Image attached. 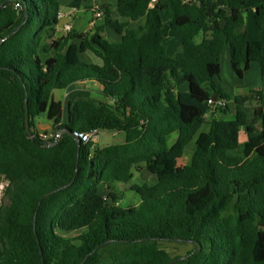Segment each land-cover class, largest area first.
Returning a JSON list of instances; mask_svg holds the SVG:
<instances>
[{
	"label": "trees",
	"instance_id": "16d2710c",
	"mask_svg": "<svg viewBox=\"0 0 264 264\" xmlns=\"http://www.w3.org/2000/svg\"><path fill=\"white\" fill-rule=\"evenodd\" d=\"M3 3L0 180L8 187L0 264H264L263 92L232 99L219 84L229 48L235 76L242 79L256 61L264 88L263 46L249 41L245 19L255 11L262 27L264 0H118L120 19L137 15L144 27L125 30L105 5L94 30L60 37L57 0ZM109 29L121 42L103 38ZM174 38L182 42L180 58L167 54ZM87 54L101 63H88ZM84 82L97 83L102 100L77 97L63 121L54 92ZM214 96L226 105L210 106ZM255 98L260 105L247 113ZM232 100L235 119L224 120ZM42 115L54 127L48 142L36 130ZM63 129L116 131L125 142L97 150L82 142L78 159L71 136L56 139ZM193 142L190 163L170 172ZM144 168L157 183L132 186L140 202L122 207L116 186L130 185Z\"/></svg>",
	"mask_w": 264,
	"mask_h": 264
},
{
	"label": "rangeland",
	"instance_id": "374dc122",
	"mask_svg": "<svg viewBox=\"0 0 264 264\" xmlns=\"http://www.w3.org/2000/svg\"><path fill=\"white\" fill-rule=\"evenodd\" d=\"M73 1L74 0H60L62 11L65 12L68 8H70L69 6ZM96 1H97V4H101L103 2L104 3L112 2L114 0H96ZM91 2H93V0ZM86 6H88V3L83 5L82 8H80L75 20L73 21L74 23L73 25H75L78 28V30L87 33V31L89 32V21L92 20L93 14L91 10L86 9ZM245 19H247V17ZM250 23L251 25L254 24L256 30L259 32V28L256 26L253 16L251 18ZM107 37L109 39V42H112L117 37L116 32H114L113 30L108 31ZM177 46L181 47V40L178 38H174L168 42L167 54L170 57H175V58L179 57L180 53H178ZM263 53H264V47H263ZM252 65L253 67L250 68L249 72L245 75L244 79L240 80L239 78H237L231 69V54H230V49L228 48L226 54H223V56L221 57V65L219 67V73L221 74L222 81H224L225 86L226 87L229 86L231 88L229 89V91L230 90L234 91L235 87H237L236 90L241 95H248L251 91H262L263 92L262 99L264 102V88L262 84L260 67L256 61H253ZM233 91H230V92H233ZM56 94L57 96L59 95L63 96L64 94H66V92L61 91V92H57ZM233 103L234 102L232 100L231 102V106H232L231 108L233 111L232 114H234V104ZM259 104L260 103L258 102V98H255L254 100H252L250 103L246 105L247 112L250 113L251 110L259 106ZM220 117L223 118L224 116L220 115ZM232 119H233V116H232ZM40 121H42V123H47V119L44 117H41ZM203 130L204 131L207 130V126H205ZM241 134L243 135L245 134V129H242ZM176 138L177 137L174 136L171 140V143H173L176 140ZM195 141L196 139L194 140V142ZM122 142L123 143L125 142V135L123 133H119L116 131H113V132L101 131L98 136V140L94 142L95 150L102 149L104 147L111 146V145L123 144ZM194 142L193 144L190 145V147H188V149L186 150V155L183 158L178 159L176 161H172L168 164V168L170 172H179L186 165L190 163L192 155H193V150H194L193 149ZM156 183H157V178L154 175H152L147 169L144 168L139 172H135L134 180L132 181L130 185L116 186V190L121 195L120 205L124 208H128L131 206H137L139 204L140 197L138 196V194H136L130 189L132 186H135V185L142 186L145 184L149 186H153ZM3 184H5V182L0 181V186ZM3 205H5V201L2 195L0 196V207H2ZM75 235L77 234H72V236H75ZM167 248L170 249L171 251H175L172 245H167Z\"/></svg>",
	"mask_w": 264,
	"mask_h": 264
},
{
	"label": "crops",
	"instance_id": "0c3cea01",
	"mask_svg": "<svg viewBox=\"0 0 264 264\" xmlns=\"http://www.w3.org/2000/svg\"><path fill=\"white\" fill-rule=\"evenodd\" d=\"M57 1L60 4V0H57ZM91 1L92 0H90L89 2H87L88 3V6H86V7H90L91 8V6L93 4H97V1L96 0H93L94 3L91 2ZM117 4H118V0H114L112 2H106V3L103 2V3L98 4V5H101V6L110 5L111 6V16H112V19L113 20H120V21L126 23L127 25L125 27V30L132 31L133 32V31H138L140 28L144 27L145 22H146V19L145 18H142V17H139V16L137 17V15L134 16V17L132 16V17H130L128 19H120L119 15H118V12H117ZM68 9H70V8H68ZM68 9L64 13L67 14L68 11H69ZM262 15L264 17V12L262 13ZM252 16H253V18L255 20V11H250L246 15V17H247V19H246L247 20V22H246V31H247V34H248L249 41L250 42H260L262 44V46L264 47V22H263L262 27H259L256 24V21H255L256 26L259 28V32H258L256 30L254 24L251 25V23H250ZM66 23H69L68 22V18L63 19L58 24V26H57V36L56 37H60V36L64 35V32L62 31V29H63L64 24H66ZM89 23H90V21H89ZM73 29L76 30L79 33H86V32H82V31L78 30V28L75 25H73ZM90 30L91 29L89 27V31ZM108 31H110V29L107 30L103 34V38L109 42V39L107 37ZM116 36L117 37L112 42H110V43H119V42H121L122 36L119 35V34H117V33H116ZM178 39H180V38H178ZM177 47H178V53H180L178 58H180L182 56V54H183L182 42H181V47H179V46H177ZM227 49L228 48H225L224 49V51L222 52V56H223V54H226ZM82 58L84 60H86L88 63H93V64H100L101 63V61L99 59H97L96 57L92 56L91 54L84 55ZM43 59L44 60H47V59H49V56H47V55L44 56L43 55ZM252 64H253V61L250 63V65H249V67H248V69H247V71L244 74V77L242 79L245 78V75L249 72L250 68L253 67ZM260 73H261V70H260ZM220 76H221V74H220ZM219 84L223 87L224 91L231 96L232 99L235 96H237V95H241L240 93L237 92V90H236L237 87H235V86H234L235 87L234 88V91L235 92L233 90H230V91H233V92H230L229 89H231V88L229 86H227V87L225 86L224 81H222V77H221V81H219ZM61 91H65L66 94H64L63 96H60V95L57 96L56 93L57 92H61ZM61 91H59V90L58 91H55L54 92V98H55V100L57 102H61L63 104V107H64V117H63V121H66V119H67L68 103L70 101H74L75 99H77V97H79V96H86V97H92V98H97L99 100H102V97H101L102 88L97 83H94V82L77 83V84H74L73 86L69 87L67 90H61ZM244 109L247 112V106H245ZM232 116H233V119H232ZM41 117L46 118L45 115H42V116H40L37 119V122H36V130H37V132L39 134H47L48 136L53 135L54 134L53 123L50 122V121H48V120H47V123H42V121H40V118ZM223 119L224 120H228L229 119L228 121H231V120H234L235 119V115L232 114V113H230L229 115H225L223 117ZM240 141L242 143L246 141L245 134L244 135L241 134ZM0 181H3V180H0Z\"/></svg>",
	"mask_w": 264,
	"mask_h": 264
},
{
	"label": "built area",
	"instance_id": "2783aa9c",
	"mask_svg": "<svg viewBox=\"0 0 264 264\" xmlns=\"http://www.w3.org/2000/svg\"><path fill=\"white\" fill-rule=\"evenodd\" d=\"M91 11L93 14V18L89 23V27L91 30H94L98 25L103 23L104 18H105V14H104V10L102 9V6L98 5V4H93L91 6ZM78 12H79L78 9L70 8L67 14L62 12V11L59 13V16H58L59 23L65 18H68V22H69V23L64 24V26H63L62 31L64 32V34L69 33L73 29V21L75 20ZM215 104H218V106L223 107L226 105V102L225 101H219L218 102V100L216 102L214 100L209 101L210 106L215 105ZM100 132H101L100 130L95 129V130H92L90 132L75 133L74 135L77 136L81 140V142L88 144L91 142H93V143L96 142L98 140V136H99ZM54 135L55 134L48 136L47 134H40V138L43 141L48 142L53 138ZM56 139H59L57 135H56ZM7 187H8L7 182H5V184L0 186V196L3 195V197H4V192H5Z\"/></svg>",
	"mask_w": 264,
	"mask_h": 264
},
{
	"label": "water",
	"instance_id": "95a60500",
	"mask_svg": "<svg viewBox=\"0 0 264 264\" xmlns=\"http://www.w3.org/2000/svg\"><path fill=\"white\" fill-rule=\"evenodd\" d=\"M4 5H5V3H3V4L0 6V9H1ZM4 41H5L4 39H1V38H0V45L3 44ZM213 100L216 102V101L218 100V97H217V96H214ZM110 103L112 104V102H110ZM26 130H27V134H28L29 138H30V139H34V136H33L32 132H31L30 125H29L28 101H26ZM63 135H69V136H71V137L77 142V144H78V146H79V152H78V159H79V156H80V148H81V146H82V142H81V140H80L77 136H75L73 133H71L70 131H68L67 129L59 130V131L57 132V136H58V138H60V137L63 136ZM53 146H55V145H51V146H48V147H53ZM78 162H79V160H78ZM51 194H53V193H49V194H47V195L44 197V199L47 198L48 196H50ZM179 260H180V261H181V260H184V258H181V259H179Z\"/></svg>",
	"mask_w": 264,
	"mask_h": 264
}]
</instances>
